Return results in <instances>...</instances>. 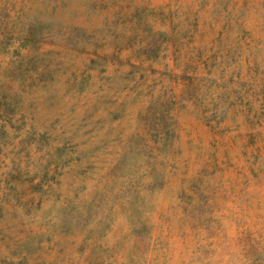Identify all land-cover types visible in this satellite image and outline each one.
<instances>
[{
  "label": "rangeland",
  "instance_id": "374dc122",
  "mask_svg": "<svg viewBox=\"0 0 264 264\" xmlns=\"http://www.w3.org/2000/svg\"><path fill=\"white\" fill-rule=\"evenodd\" d=\"M0 264H264V0H0Z\"/></svg>",
  "mask_w": 264,
  "mask_h": 264
}]
</instances>
